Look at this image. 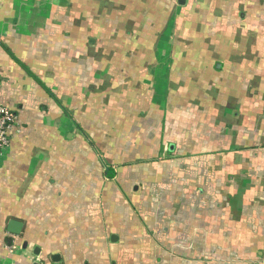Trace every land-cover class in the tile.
<instances>
[{"label":"crops","instance_id":"crops-1","mask_svg":"<svg viewBox=\"0 0 264 264\" xmlns=\"http://www.w3.org/2000/svg\"><path fill=\"white\" fill-rule=\"evenodd\" d=\"M0 107L2 262L264 264V0H0Z\"/></svg>","mask_w":264,"mask_h":264},{"label":"built area","instance_id":"built-area-1","mask_svg":"<svg viewBox=\"0 0 264 264\" xmlns=\"http://www.w3.org/2000/svg\"><path fill=\"white\" fill-rule=\"evenodd\" d=\"M15 115L11 110L5 107H0V154L9 146L8 130L14 123ZM0 264H4L0 260Z\"/></svg>","mask_w":264,"mask_h":264},{"label":"water","instance_id":"water-1","mask_svg":"<svg viewBox=\"0 0 264 264\" xmlns=\"http://www.w3.org/2000/svg\"><path fill=\"white\" fill-rule=\"evenodd\" d=\"M19 229H20V223L15 222V221H10L7 227V231L13 234H19ZM38 264V263H34Z\"/></svg>","mask_w":264,"mask_h":264},{"label":"rangeland","instance_id":"rangeland-1","mask_svg":"<svg viewBox=\"0 0 264 264\" xmlns=\"http://www.w3.org/2000/svg\"><path fill=\"white\" fill-rule=\"evenodd\" d=\"M4 264H11L9 260H3Z\"/></svg>","mask_w":264,"mask_h":264}]
</instances>
